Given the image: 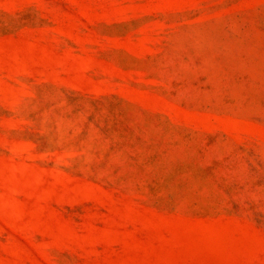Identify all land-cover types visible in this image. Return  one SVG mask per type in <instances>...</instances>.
I'll use <instances>...</instances> for the list:
<instances>
[{"label":"rangeland","instance_id":"374dc122","mask_svg":"<svg viewBox=\"0 0 264 264\" xmlns=\"http://www.w3.org/2000/svg\"><path fill=\"white\" fill-rule=\"evenodd\" d=\"M0 264H264V0H0Z\"/></svg>","mask_w":264,"mask_h":264}]
</instances>
